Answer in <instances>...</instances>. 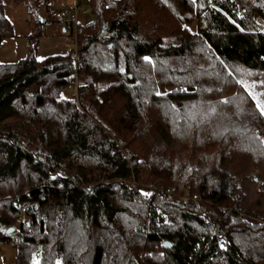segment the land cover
<instances>
[{"label": "trees", "instance_id": "trees-1", "mask_svg": "<svg viewBox=\"0 0 264 264\" xmlns=\"http://www.w3.org/2000/svg\"><path fill=\"white\" fill-rule=\"evenodd\" d=\"M88 3L77 55L38 58L65 10L29 0V52L0 62V245L16 264H264V0Z\"/></svg>", "mask_w": 264, "mask_h": 264}, {"label": "crops", "instance_id": "crops-1", "mask_svg": "<svg viewBox=\"0 0 264 264\" xmlns=\"http://www.w3.org/2000/svg\"><path fill=\"white\" fill-rule=\"evenodd\" d=\"M53 3V7L60 10H65V14L61 16L63 24L69 18V12L72 7L75 5L74 3H81V0H51ZM81 22L85 23L90 21L92 17L88 14L81 13L79 15ZM27 20V19H26ZM60 29H62L60 27ZM63 33H51L47 38H45L38 49V58L44 59L45 57L51 55H64L70 51V43H69V32L66 31V28L61 30ZM29 32V31H28ZM25 36V37H24ZM23 37H7L3 40L0 50V60L1 62H14L18 61L22 58H25L29 52L28 45V37L24 34Z\"/></svg>", "mask_w": 264, "mask_h": 264}, {"label": "rangeland", "instance_id": "rangeland-1", "mask_svg": "<svg viewBox=\"0 0 264 264\" xmlns=\"http://www.w3.org/2000/svg\"><path fill=\"white\" fill-rule=\"evenodd\" d=\"M28 1L29 0H8L9 6L7 7L8 8L7 13H8V16L10 17L11 21L13 22V24L15 26L14 28H15V31L17 33V37H23L24 34L28 35L29 29H28L27 20H28V18L31 19V16L27 12L28 9L25 6ZM66 1L67 0H65V2ZM24 3H25V5H24ZM74 4L76 5L79 3L76 2ZM75 5L72 7V9L75 7ZM78 8H79V14H78L77 21L74 23L71 20H69V18H68V20L66 22V29L68 30V32L70 33L71 31H73V33H74V36H70L69 34L68 35H69L70 51H73L75 55H77V49H78L77 38L75 37V35H76L75 33H76V29L78 28L79 24L83 23V22H81L79 15L81 13H84V11H85V13L90 16V18L92 17L91 11L89 8L88 0H81V3L79 4ZM72 9L70 10V12L72 11ZM40 11H41L42 16L45 17L44 9H42ZM70 12H69V17H70ZM256 19L260 22L259 18H256ZM29 26H30V24H29ZM196 28H197V26H195V25L193 27H191V29L193 31ZM61 30H63V28L60 29V25H58V24L57 25H51L47 29V35L43 38V40L45 38H47L51 33H63ZM0 62H1V60H0ZM2 63H6V62H2ZM62 94L64 96L69 97L73 94V89L72 88H66L63 90ZM133 184H135V182H133ZM149 188H151V187H149ZM16 256H17V251L13 245H11L9 243L0 245V264H16Z\"/></svg>", "mask_w": 264, "mask_h": 264}, {"label": "built area", "instance_id": "built-area-1", "mask_svg": "<svg viewBox=\"0 0 264 264\" xmlns=\"http://www.w3.org/2000/svg\"><path fill=\"white\" fill-rule=\"evenodd\" d=\"M78 6H79V4H76L75 7L70 12L69 20H71L74 23L78 19V14H79ZM75 76L77 77V74H75ZM152 193L158 194V195H165V194H169V193H172V192H171V190L169 188H161V187H156L155 186V187H152Z\"/></svg>", "mask_w": 264, "mask_h": 264}, {"label": "snow or ice", "instance_id": "snow-or-ice-1", "mask_svg": "<svg viewBox=\"0 0 264 264\" xmlns=\"http://www.w3.org/2000/svg\"><path fill=\"white\" fill-rule=\"evenodd\" d=\"M257 107L260 108L261 114H264V106H261L259 103L257 104ZM148 195V194H146Z\"/></svg>", "mask_w": 264, "mask_h": 264}, {"label": "water", "instance_id": "water-1", "mask_svg": "<svg viewBox=\"0 0 264 264\" xmlns=\"http://www.w3.org/2000/svg\"><path fill=\"white\" fill-rule=\"evenodd\" d=\"M14 229L13 228H11V229H8V231L7 232H12ZM165 244H167V245H169V243H165Z\"/></svg>", "mask_w": 264, "mask_h": 264}]
</instances>
